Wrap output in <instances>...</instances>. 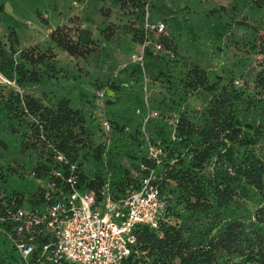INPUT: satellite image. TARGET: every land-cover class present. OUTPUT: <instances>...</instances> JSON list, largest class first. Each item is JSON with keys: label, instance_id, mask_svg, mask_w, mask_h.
<instances>
[{"label": "trees", "instance_id": "16d2710c", "mask_svg": "<svg viewBox=\"0 0 264 264\" xmlns=\"http://www.w3.org/2000/svg\"><path fill=\"white\" fill-rule=\"evenodd\" d=\"M11 1L15 8V0ZM144 1L118 0L121 9L138 12L140 24L131 34L132 44L143 39L140 10ZM249 2L264 9V0ZM177 7L187 15L180 1ZM2 8L0 4V12ZM245 9L240 0L218 7L220 17L246 34L241 43H233L243 57L222 73L216 71L206 51L195 46L184 22L181 32L158 36L164 55H173L186 44L189 61L178 75L172 73L163 54L147 48V60L155 56L163 63L156 78L167 89L151 95L150 104L157 115L173 119L174 134L173 139L161 142L158 163L152 157L124 152L135 175L130 166L113 181L108 170L92 175L84 171L85 162L106 159L107 142L103 139L94 144L93 120L87 121L68 95L42 100L18 90L3 100L4 118L11 124L8 138L20 152L31 150L36 156L25 176L54 182V187L38 184L26 197L9 185L10 173L0 167V238L9 245L0 251V264H21L6 235L15 236L18 220L13 215L17 209L35 208L52 200L59 190H67L72 164L77 184L92 190L97 199L106 182L118 198L136 185L139 176L154 171L151 181L166 202L164 219L156 229L137 226L135 251L122 264H264V13L250 17ZM16 27L0 35V74L18 87L56 77L55 52L37 44L20 46ZM105 29L107 37L114 35L112 26ZM48 37L75 57L92 51L88 46L92 40L82 30L56 25ZM130 74L140 80L135 65ZM190 95L199 96L202 105L189 116L178 107ZM123 129L115 124L117 134ZM164 131L162 126L160 134ZM8 138L0 137L4 149H8ZM53 148L65 155L66 163L54 158ZM32 259H38L37 251Z\"/></svg>", "mask_w": 264, "mask_h": 264}, {"label": "rangeland", "instance_id": "374dc122", "mask_svg": "<svg viewBox=\"0 0 264 264\" xmlns=\"http://www.w3.org/2000/svg\"><path fill=\"white\" fill-rule=\"evenodd\" d=\"M177 1H180V7L187 12L186 16L178 9ZM230 1L152 0L149 18L163 20L167 25L168 34L181 32L184 22L195 46L205 50L216 71L222 73L232 61L243 57L241 50L236 49L233 43L234 41L241 43L246 37L243 30L228 24L218 13V7L228 6ZM240 1L245 2V12L248 16L263 15L264 9L255 8L249 0ZM39 2L42 1L33 0L30 8L41 6ZM48 2L49 0H44L45 10H41L48 15L39 16L40 13L36 15L35 10L26 12L21 2L15 0L16 9L13 11L25 19L14 27L17 26L16 33L20 46L37 44L41 49L48 47L55 52L56 77L43 78L39 83H24L18 87L13 81L7 82L0 74V118H4L2 102L11 96V92L19 90L42 100L68 95L72 104L82 109L87 121L93 120L96 132L91 138L94 144L101 142L106 135L98 120L106 119L111 127L108 137L105 136L108 140L106 159L102 162H95L92 159L85 162L84 171L92 175L98 171L108 170L110 181H113L122 174L124 168L130 166V171L135 175L136 170L131 167L124 152L147 156L149 147L161 152L163 146L161 142L173 139L174 134L173 119L169 115H157V111L150 104L151 95L167 90L156 78L157 72L163 67L162 61L155 56L147 60L150 90L148 103L143 100L142 81L136 80L137 77L130 74L134 64L129 60V53L135 45L131 43L130 38L140 24L138 12L136 14L129 9H121L118 0H59L56 9L46 10L49 8ZM8 23L9 15L5 17V23L0 25L1 36L8 33L11 27L7 26ZM108 24L115 30L114 35L109 37L106 36L109 31L104 30ZM36 25L40 29L36 28ZM56 25L84 31L92 40L88 45L92 48L91 53L85 57H75L56 46L48 37L50 29ZM185 47L186 44L183 43L173 55H164L160 52L164 59L169 60V68L174 75L179 74L178 70H184L189 61ZM236 84L239 85L240 81ZM102 89L105 90V95L103 99H99L97 92ZM201 105L199 96L190 95L179 103L178 110H184L190 116ZM115 124L124 127L122 133L117 134ZM10 125L5 118L1 120L0 137L8 138L7 130ZM162 126L165 133L161 135ZM113 132L117 135L113 136ZM35 157L31 150L24 152L17 150L14 141L9 138L8 149L0 145V167L8 169L10 173L9 185L23 192L26 197L30 196L39 183L43 184L42 181L38 182L25 176L34 164ZM5 248H9V245L0 238V251L3 252Z\"/></svg>", "mask_w": 264, "mask_h": 264}, {"label": "built area", "instance_id": "2783aa9c", "mask_svg": "<svg viewBox=\"0 0 264 264\" xmlns=\"http://www.w3.org/2000/svg\"><path fill=\"white\" fill-rule=\"evenodd\" d=\"M150 9V1L145 0L140 10L143 39L136 42L129 53L130 62L138 68L145 103L150 93L146 50L163 52L158 36L167 34L163 20L149 18ZM104 95L103 89L97 92L99 99ZM98 121L107 135L103 136L105 139L111 129L110 123L106 119ZM53 150L57 161L67 162L63 153ZM147 156L158 163L161 152L149 147ZM73 170L72 164L71 173ZM54 173L61 175L59 170ZM71 173L66 178L67 190H59L52 200L35 208L26 205L17 209L13 215L18 220L15 236L10 232L6 234L15 255L21 264H122L135 251L137 226L156 229L164 219L166 202L157 184L151 181L154 171L139 176L136 185L118 198L112 195L109 182H106L100 199L92 190L78 185L76 175ZM42 182L39 184L46 189L54 187V182ZM46 194L50 197L48 192ZM35 251L38 252L37 260L32 259Z\"/></svg>", "mask_w": 264, "mask_h": 264}, {"label": "crops", "instance_id": "0c3cea01", "mask_svg": "<svg viewBox=\"0 0 264 264\" xmlns=\"http://www.w3.org/2000/svg\"><path fill=\"white\" fill-rule=\"evenodd\" d=\"M21 2V5L24 9H26L27 11H31V10H35V14L38 15V12L40 13V16H46L48 15V13H43L41 10H45L44 8V0H41L42 2H39L41 4V6L35 7V8H30V4L33 2V0H19ZM59 3V0H52L50 3V0L48 2V6L49 8L46 10H54L56 9L57 5ZM0 4H2L3 8L2 11L0 12V18H1V24L5 23V17L7 15H9V20L10 23H8L7 26H15V25H19L21 24L19 21L24 20L25 18L22 17L20 14L15 13V8L13 7V4L11 2V0H0ZM36 5V3H34ZM40 8V9H39ZM25 12V13H26ZM42 12V13H41ZM25 13H23V16H25ZM8 22V21H7ZM16 22V24H15ZM0 24V25H1ZM36 28L40 29L39 26H35Z\"/></svg>", "mask_w": 264, "mask_h": 264}]
</instances>
